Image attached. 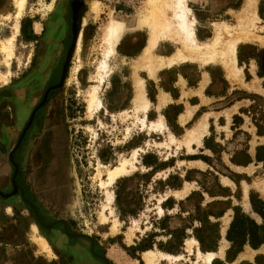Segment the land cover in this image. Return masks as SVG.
<instances>
[{"label":"rangeland","instance_id":"rangeland-1","mask_svg":"<svg viewBox=\"0 0 264 264\" xmlns=\"http://www.w3.org/2000/svg\"><path fill=\"white\" fill-rule=\"evenodd\" d=\"M145 1L99 0L97 14L88 11L78 27L84 0L77 5L73 0H25L19 17L12 0H0V41L14 34L9 55L0 51V264H145V250L155 253L154 264H206L197 257L196 243L189 252L186 249V239L193 238L192 226L200 218L193 204L200 200L204 206L209 201L201 194L203 189L218 192L214 175L228 173L219 159L223 147L237 152L259 139L245 127L229 136L228 124L220 118L226 133H219V127L214 132L213 127L206 137L215 154L213 169H203L186 160L203 156L201 146L187 149L178 145L182 134L150 128L157 119L152 110L147 117L135 109L134 89L140 79L144 96L152 95L153 87L138 62L149 37L147 25L141 23ZM223 2L190 0V7L203 18L193 28L207 33L217 25L234 26L247 16L245 10L223 11ZM111 17L125 29L115 51L105 57L103 30ZM255 25L251 30L259 39L239 41L250 48L245 46L244 62L238 66L260 89H245L237 96L253 93L241 107L245 116L239 118L242 126L264 131L262 20ZM125 32L132 35L124 36ZM158 40L164 47L180 48L172 39ZM93 88L100 104L89 111ZM226 135L230 139L223 145L219 136ZM170 136L176 140L170 141ZM258 152L262 160L250 165L248 177L255 183L264 180V144ZM122 158L133 166L107 183V169ZM169 174L192 179L190 187L201 194L187 203L193 212L178 211L174 204L178 194L173 196L166 186L176 183L169 181ZM38 235L45 237L50 252L35 242ZM222 247L223 255L211 264H264L263 252L247 260L235 256L236 246ZM160 252L180 256L161 258Z\"/></svg>","mask_w":264,"mask_h":264},{"label":"crops","instance_id":"crops-1","mask_svg":"<svg viewBox=\"0 0 264 264\" xmlns=\"http://www.w3.org/2000/svg\"><path fill=\"white\" fill-rule=\"evenodd\" d=\"M185 5L189 9L187 16L192 19L193 28L194 22L197 20L201 21L203 18L199 17L198 13L190 7V0H185ZM222 10H232L241 13L245 10L244 14L246 13L247 16L243 15L242 19L234 26L217 25L211 32L207 33L199 32L195 26L193 32L195 39L197 37L211 39L210 37L213 36L216 30L221 31L223 41L231 37L242 36L243 34L248 36L245 38L241 37L236 41L233 62L228 68L219 56L212 60L203 61L195 52L185 50L180 41L170 37L168 39L179 42V49L173 50L168 45L164 47V44L157 40L154 46L146 51V43L138 62L147 74L149 85L153 87L149 88L152 91V95L149 94L150 97H147L149 103L147 102L144 115L148 117V112L152 110L153 116L157 120L162 121L163 128L176 134H182V137L192 128L200 127V138L198 141H191L189 149L193 150L195 146V148L201 146L203 148V156L194 155L186 158L195 167L203 166V169H206V167L213 169L211 164L215 152L206 142V137L213 132V127H215L214 132L219 127V133L225 134L226 130L223 123L228 124L226 128L231 137L235 132H244L242 130L245 127L259 139L255 140V143L253 139V144L248 141V144L243 147L240 146V151L237 152L234 150L227 151L223 147L224 152L222 151L223 154L219 159L220 164L228 170V173L214 175L218 187L217 193L203 189L201 194L203 195L204 193L209 198V201L204 206L201 205L202 201L200 200H196V203L193 204L194 209H197L200 214V218L196 220L198 225L192 226V229L195 228L193 238L196 241L193 243L197 244L198 249L202 253L213 251L212 261L220 253L223 255L224 248L222 245L241 244L240 249L235 251V256L250 260L255 256L256 252L264 253V241H255L256 245L253 247L248 240L247 228L244 230L243 227L237 226V224L232 226L233 230L230 237L228 232L231 229L235 212L246 215L259 226H264V180H259L256 183L253 180H248L249 175L252 173L250 165L259 164V161L262 160L258 157V149L260 144H264V131H259L257 126L254 125L253 129H250L247 124L242 126L241 118H239L242 115L245 116L244 109H241V107L245 105V101H249L248 98L253 93H248L249 96L247 95V98L243 95L237 96L239 92L242 93L245 89L248 91L260 89L256 80L245 79L243 69L238 66V64L244 62L245 57L242 52L245 46L250 48L247 44L240 45L239 41L259 39L258 35L251 29H256L255 22L262 20V29L264 30V0H224ZM129 33L131 34V32ZM129 33L125 32L124 36L129 35ZM154 49L157 50V53L152 52ZM178 52L181 53V58L167 64V61L173 59ZM250 56L246 59L253 58ZM197 60L201 61V64L197 63ZM151 61L156 65L153 73H149L146 67ZM159 62H162V64L159 65ZM257 64L259 66V63ZM134 89L136 92L135 87ZM148 92L150 93V91ZM220 118H223V123L221 124ZM237 121V126H235L234 124ZM219 139L224 145L230 137L227 135L223 138L219 136ZM181 145L186 147L184 144ZM199 152L202 151L199 150ZM208 173H211V171L208 170ZM167 178H169L170 182L172 179L176 180V183L175 181L174 183H167L168 185L166 186L172 189L171 193L173 196L178 194V199L174 203L178 211L187 214L193 212L191 208L188 209L186 207L187 203L195 194L201 198V194L190 187L192 179L186 174L183 177L169 174ZM192 182L197 183V181ZM258 201L262 204H258ZM253 203L257 205H255L256 208H254ZM216 205L219 207L213 208ZM206 233H210V236H205ZM199 235L202 236V239L204 238L202 241L204 244L209 243L214 247L208 250H201ZM236 237H239L238 240ZM234 257H231V259Z\"/></svg>","mask_w":264,"mask_h":264},{"label":"bare ground","instance_id":"bare-ground-1","mask_svg":"<svg viewBox=\"0 0 264 264\" xmlns=\"http://www.w3.org/2000/svg\"><path fill=\"white\" fill-rule=\"evenodd\" d=\"M15 7H16V14L15 17H19L20 12L24 7L25 0H12ZM75 5L78 4V0H73ZM84 10L80 17V27L86 21V14L88 11L97 12L99 10V0H84ZM145 13L141 18V23L146 24L150 29V36L147 41L146 51H148L151 47L154 46L156 41L161 37H170L180 41L183 44L185 50H191L195 52L197 56L203 60L208 61L215 59L219 56L222 59L224 65L228 68L231 66V62H233L234 58V48L235 43L239 38L248 37L246 34L242 36H235L227 39L226 41L222 40L221 31L216 30L211 39L206 42H198L194 37V32L192 28V19L188 18L187 14L189 12L188 7L185 5V0H146L145 1ZM97 14V13H96ZM17 23H15V31L17 30ZM77 25L74 26V41L73 45L75 44V48L77 50L78 43L80 39V35L78 32ZM124 30L123 23L114 17H111L108 20V23L105 25L103 30V42H104V55L108 57V55L112 54L115 51V46L118 43L119 38L122 35ZM14 34L10 37L5 38L4 40L0 41V51L4 54L9 55L10 49L12 46V39ZM76 39V41H75ZM181 53L178 52L173 59H169L167 64H170L174 60L181 58ZM158 64V63H157ZM162 62H159V65ZM102 67H105V60L101 62ZM149 73H153L156 65L152 61L148 63L146 66ZM101 79V78H99ZM135 109H142L143 112L146 110L147 106V98L144 96L143 91V81L137 79L135 81ZM100 102L96 96L95 88L89 93V98L87 101V108L88 110H92L93 108H97ZM143 122V120H141ZM150 128L152 127H159L160 129L163 128V123L161 120H156L155 122L149 123ZM200 127L192 128L191 130L187 131V133L182 137V139L177 140L178 145L184 144L187 148H189V144L191 141H198L201 135L199 130ZM170 141H174V137L170 136L167 137ZM176 140V139H175ZM136 149L132 151V158L135 157ZM128 166H133L130 159L122 158L118 161L117 164L109 167L107 169V183H111L114 178L123 175L128 171ZM111 196L109 195L108 199ZM160 209V208H159ZM161 210V209H160ZM35 230V227L33 226ZM35 242L38 246L50 252V247L47 244V240L44 236L38 235L35 239ZM196 242L194 238L186 239V249L189 252L191 250L190 245ZM38 247V248H39ZM161 258H171V257H178V255H171L168 253L160 252ZM197 257L203 258L206 264H211V259L214 256L213 251H208L202 253L198 248H196ZM142 259L145 264H154L156 261V255L151 250H145L142 252Z\"/></svg>","mask_w":264,"mask_h":264},{"label":"trees","instance_id":"trees-1","mask_svg":"<svg viewBox=\"0 0 264 264\" xmlns=\"http://www.w3.org/2000/svg\"><path fill=\"white\" fill-rule=\"evenodd\" d=\"M254 203H253V206H254V208H256L255 207L256 204L254 205ZM258 204H262V203L258 201ZM234 224H237V226L243 227L244 230H245V228H247L246 232L248 233V236H249L248 240L253 247L256 245L255 241H258V242L264 241V226H259V225L255 224L253 222V220L248 218L246 215L240 214L238 212H235V216H234L233 221H232L231 229L228 232L229 237L231 236V231L233 230L232 226H234ZM205 236H210V233H206ZM198 238H199L201 250H208V249H211L214 247L212 244H209V243L204 244L202 242L204 239V238L202 239V236L199 235ZM238 238L239 237H236V239H238ZM209 239H210V237H209ZM231 246H234V247L236 246V249H235V251H236V250L240 249L241 244H233Z\"/></svg>","mask_w":264,"mask_h":264}]
</instances>
